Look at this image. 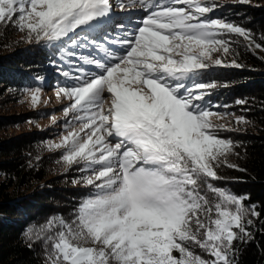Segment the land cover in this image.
<instances>
[{
	"label": "snow or ice",
	"instance_id": "6c2138e0",
	"mask_svg": "<svg viewBox=\"0 0 264 264\" xmlns=\"http://www.w3.org/2000/svg\"><path fill=\"white\" fill-rule=\"evenodd\" d=\"M138 6L149 14L113 41L122 48L118 54L92 35L110 18L111 0H0V23H11L29 42L54 46L62 59L76 57L77 48L104 52L99 59L92 52L79 57L95 72L83 66L77 75L62 72L74 83L55 95L70 102L63 113L71 119L59 142L47 145L62 150L67 167L89 173L83 183L92 192L72 219L52 217L26 236L42 242L44 264H233V242L251 235L245 223L252 221L245 220V197L211 183L221 179V163L239 166L228 163L233 142L217 135L234 129L214 123L223 114L203 103L205 90L216 85L197 77L223 63L213 53L229 54L225 35L251 34L210 19L215 5L206 0H139ZM29 96L36 106L41 89Z\"/></svg>",
	"mask_w": 264,
	"mask_h": 264
},
{
	"label": "trees",
	"instance_id": "16d2710c",
	"mask_svg": "<svg viewBox=\"0 0 264 264\" xmlns=\"http://www.w3.org/2000/svg\"><path fill=\"white\" fill-rule=\"evenodd\" d=\"M235 1L214 2L218 5L214 14L242 27L251 38L225 35L229 54L222 53L223 63L217 68L210 65L202 79L216 85L205 91V97L212 101L214 112L223 114L222 124L234 129L218 130L217 135L233 142L228 163L239 167L221 163L217 169L221 179L211 183L245 197L243 203L249 209L245 220L252 223H245V228L251 235L233 242V264H264V0ZM54 48L45 41L29 42L11 23H0V102L12 93L20 95L25 83L44 81L43 68L51 67L49 55ZM38 73L41 76L36 79ZM32 114L31 120L36 111L0 116V264H44L42 242L35 236L28 239L26 233L39 232L55 216L72 219L91 192L83 183L86 171L80 165L67 167L62 150L48 149L46 141L54 136L48 127L17 128V122ZM236 117H243L246 123H237ZM77 180L81 182L74 183ZM252 210L259 215H251ZM233 230L239 233V229ZM195 251L200 252L199 248Z\"/></svg>",
	"mask_w": 264,
	"mask_h": 264
},
{
	"label": "rangeland",
	"instance_id": "374dc122",
	"mask_svg": "<svg viewBox=\"0 0 264 264\" xmlns=\"http://www.w3.org/2000/svg\"><path fill=\"white\" fill-rule=\"evenodd\" d=\"M223 1L228 3L237 2L235 0H206V3L215 5L214 2L218 4ZM111 3L113 4V9L110 18L106 21H102L101 27L92 35L96 37L98 43L105 44L109 50H114L118 54H122L120 44L113 43V41H119L125 38L127 34L133 33L135 29L142 26V21L146 18L149 12L138 6L139 0H111ZM121 3L126 6V10L120 7ZM134 3L136 6H134ZM217 6L218 5H215L216 9ZM216 9L213 8L212 12L207 14L210 19H218V17H220L219 15H216V13L214 14ZM105 36H107V41L104 39ZM68 47L71 48V45ZM73 50L77 53L76 57H69L65 53L63 54L62 59V54L54 48L49 55L52 65H50L51 67L43 68L42 72L43 74L45 73L47 78L43 82L25 83V87H23L20 95L12 93L13 95L10 96L7 101L0 102V116L25 115L28 114V112L36 111L35 118L29 120L31 117L35 116L34 114L29 118L27 117V119L24 118L22 121L17 122V128L26 131L48 127V130L51 133L53 132L54 136L47 139V145L49 142H59L61 135L66 132L68 127L65 123L66 119H71V116L66 118L63 113V109L67 107L70 102L66 98L58 101L55 95L59 87L71 86L74 83L71 76L65 77L62 72L67 70L72 75H77L78 73H76L75 69L81 66L85 67L86 70L95 72L97 71L95 66L84 65L79 57L87 56L89 52H92V56L97 59L104 55L103 51L99 49L93 51L91 47L86 49L77 48ZM221 54L222 52L213 53V57L221 59ZM213 66L217 68L220 65ZM40 76L41 73H38L36 79L40 78ZM35 88L41 89V99L36 106H33L30 101L29 90ZM203 103L211 107V104H208L206 100H204ZM105 107H107V104ZM53 117L56 118L55 123L53 122ZM212 119L216 124H222L224 121V119H218L215 116L212 117ZM28 121H31L34 124H30ZM88 174L89 173L86 171L85 175ZM87 188H90V186H87ZM90 191L92 192V189Z\"/></svg>",
	"mask_w": 264,
	"mask_h": 264
},
{
	"label": "bare ground",
	"instance_id": "6f19581e",
	"mask_svg": "<svg viewBox=\"0 0 264 264\" xmlns=\"http://www.w3.org/2000/svg\"><path fill=\"white\" fill-rule=\"evenodd\" d=\"M133 22H136V21H133Z\"/></svg>",
	"mask_w": 264,
	"mask_h": 264
}]
</instances>
